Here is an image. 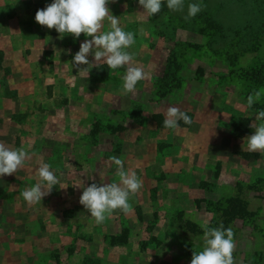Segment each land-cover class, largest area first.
Returning a JSON list of instances; mask_svg holds the SVG:
<instances>
[{"label":"rangeland","instance_id":"1","mask_svg":"<svg viewBox=\"0 0 264 264\" xmlns=\"http://www.w3.org/2000/svg\"><path fill=\"white\" fill-rule=\"evenodd\" d=\"M189 2L204 7L186 21ZM50 3L0 0V142L30 157L0 176V264H190L205 223L233 230L234 264H264V153L246 142L264 109V96L246 103L264 88V0H185L184 12L163 4L152 17L138 0H109L148 74L128 95L127 66L101 61L86 76L73 65L91 37L36 23ZM171 106L192 123L165 128ZM112 156L143 186L129 212L97 225L79 197L118 182ZM41 161L60 183L29 205L21 192L40 183Z\"/></svg>","mask_w":264,"mask_h":264},{"label":"clouds","instance_id":"2","mask_svg":"<svg viewBox=\"0 0 264 264\" xmlns=\"http://www.w3.org/2000/svg\"><path fill=\"white\" fill-rule=\"evenodd\" d=\"M108 3L109 0H52V3L36 11L34 19L41 26L55 29L60 38L65 34H71L74 38H79L81 34L91 37L80 44L73 57L74 66L87 65L86 68H81L86 72V76L89 69L101 61L112 70L127 66L122 76L120 92L121 95H128L135 91L137 83L144 80L148 74L142 67L133 65L134 57L128 49L136 42L135 34L119 26V19L111 14ZM138 3L148 17L160 13L163 4L172 12L185 11V0H138ZM203 7L202 2L187 3L184 19L188 21L196 17ZM105 21H108V28L102 31ZM89 55L94 57V63L89 62ZM262 96L264 88L250 93L246 99L247 107L252 108L260 102ZM165 116L163 124L168 129L177 128L181 120L185 124L192 123L191 118L178 107H168ZM254 120L257 123L250 125L254 132L246 138L247 150L264 153V109L256 111ZM29 158L24 147L10 148L0 142V176L16 173L25 166ZM110 160L116 166L115 176L118 182L104 183L101 186L92 183L83 188L79 197V203L94 218L97 225L103 224L116 210L129 212L130 197L143 186L135 170L125 169L122 159L112 156ZM36 174L40 183L21 192L23 200L29 205L40 204L53 186L60 183L50 164L43 161L39 163ZM203 227V247L199 251L192 250L190 264H234L233 230L225 228L222 223L218 227H208L205 223Z\"/></svg>","mask_w":264,"mask_h":264}]
</instances>
